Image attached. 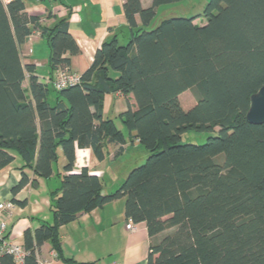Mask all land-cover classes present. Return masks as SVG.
Wrapping results in <instances>:
<instances>
[{
	"label": "trees",
	"instance_id": "obj_1",
	"mask_svg": "<svg viewBox=\"0 0 264 264\" xmlns=\"http://www.w3.org/2000/svg\"><path fill=\"white\" fill-rule=\"evenodd\" d=\"M184 1L143 8L141 0H125L129 42L105 41L78 86L56 91L32 75L28 100L22 85L33 69L23 66L20 46L34 32L49 39L56 74L69 71L64 55L80 49L67 19L47 29L23 1L0 0V170L15 156L23 160L17 194L36 182L26 169L46 180L60 149L68 162L52 192L53 223L25 233L24 264H38L36 249L48 242L61 257L62 226L120 199L126 220L145 223L153 240L147 264H264V125L246 120L250 97L264 86V0H211L202 15L153 26L158 8ZM197 18L205 25L194 24ZM188 90L197 102L185 111L179 98ZM110 93L133 96L137 109L122 124L149 157L104 196L100 178L87 168L73 172L77 149L99 161L109 145L124 152L126 136L103 114ZM216 129L203 145L183 143L190 131ZM0 264L18 263L3 255Z\"/></svg>",
	"mask_w": 264,
	"mask_h": 264
},
{
	"label": "crops",
	"instance_id": "obj_2",
	"mask_svg": "<svg viewBox=\"0 0 264 264\" xmlns=\"http://www.w3.org/2000/svg\"><path fill=\"white\" fill-rule=\"evenodd\" d=\"M21 1L25 4L28 16L39 17L41 25L47 29H52L59 21L65 19L69 21V33L80 49V54L77 56L72 57L67 53L63 57L70 59L69 71L73 74L82 76L92 66L97 51L108 39L116 37L121 44L126 45L131 38V29L124 13L125 0ZM152 3L153 0H141L143 8L150 7ZM177 5L168 7H177ZM161 8L163 7L157 9V15ZM195 16L197 15L189 17ZM205 23L206 20L203 18L194 21V24L199 26ZM153 26L155 27L154 23ZM20 55L23 66L26 69H33V73L26 71L22 85L28 100H31L30 77L34 75L41 81L53 78L56 74L51 67L49 39L34 32L26 43L20 46ZM118 76L117 73L112 74L114 78ZM56 97L55 93H50V104H56ZM129 108L134 111L137 109L132 95L110 93L104 97V118L113 120L116 126L120 123L125 127L121 116ZM118 129L123 130L120 127ZM126 139L127 144L123 153L118 155V147L109 145L103 161H99L90 149H77L73 174H78L83 168H87L91 175L101 180L105 177L113 182L126 180L130 174L127 170L111 167L112 164L125 158L131 149H140L141 145L129 132ZM143 154L148 156L147 152L143 151ZM58 156V163L54 165V175L49 179H38L31 170L26 169L25 172L36 182L26 186L17 194H14L13 190L21 181L23 160L15 156V161L11 165L0 170V220L2 217L6 219L4 237L8 241L24 247L27 231L35 232L43 224L53 223L52 192L61 188V177L66 175L64 168L68 163L61 149L58 151ZM121 185L118 183L106 190L103 184L102 195H111ZM8 203L15 206L14 210L2 209ZM22 203H25V206H22ZM128 224H132L133 230L127 228ZM59 234L62 256L59 257L49 242L44 243L36 249L38 264H147L153 244L145 223L134 224L126 220L125 199L110 202L90 213L79 215L76 221L62 226Z\"/></svg>",
	"mask_w": 264,
	"mask_h": 264
},
{
	"label": "rangeland",
	"instance_id": "obj_3",
	"mask_svg": "<svg viewBox=\"0 0 264 264\" xmlns=\"http://www.w3.org/2000/svg\"><path fill=\"white\" fill-rule=\"evenodd\" d=\"M210 1L211 0H188L185 1L184 3H179L177 7L164 6L158 12L157 18L154 22L155 27L164 19H170L172 17L175 18L185 17V16L189 17L191 15L193 16L199 13L200 15H202ZM51 102L55 104L53 99H51ZM196 102L197 100L195 98L193 90H188L180 96V103L183 110L185 111L191 109L196 104ZM117 126L123 129L122 131L125 132L124 134L126 136L128 135V131L125 129V127H123L120 123H117ZM217 135H218V129H216L214 133H197L195 131H190L184 136L183 143L203 145L208 141L210 137H214ZM130 147L133 148L131 145ZM143 151L147 152L142 146H140V149L133 148L131 149V151H129V153L126 155L125 158L121 159L120 161H117L115 164H112L111 167L122 168L121 170L123 171L127 170L129 174L132 170L146 163L149 157V153L147 152L148 156H143L144 155ZM219 161L220 162L222 161L221 158L219 159ZM119 181L113 182L109 180V178L107 177H105L104 180H102L104 186L106 187L105 188L106 190L112 188L113 185L115 184L117 185L119 183V185H121V183H123V181L125 180H122V182ZM159 239H161V237H159Z\"/></svg>",
	"mask_w": 264,
	"mask_h": 264
},
{
	"label": "built area",
	"instance_id": "obj_4",
	"mask_svg": "<svg viewBox=\"0 0 264 264\" xmlns=\"http://www.w3.org/2000/svg\"><path fill=\"white\" fill-rule=\"evenodd\" d=\"M5 4L12 0H2ZM44 85H49L56 91H62L67 88L75 87L81 84V76L73 74L68 70H59L55 77L44 79L40 81ZM15 206L12 203H8L2 207L3 210H14ZM7 222L5 218L0 220V257L3 255H10L18 264H24L25 258L28 256V252L25 248L16 242L8 241L4 237L6 231ZM127 228L133 230L132 224H128Z\"/></svg>",
	"mask_w": 264,
	"mask_h": 264
},
{
	"label": "water",
	"instance_id": "obj_5",
	"mask_svg": "<svg viewBox=\"0 0 264 264\" xmlns=\"http://www.w3.org/2000/svg\"><path fill=\"white\" fill-rule=\"evenodd\" d=\"M246 120L251 125H264V86L250 97V106Z\"/></svg>",
	"mask_w": 264,
	"mask_h": 264
}]
</instances>
